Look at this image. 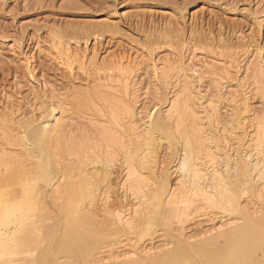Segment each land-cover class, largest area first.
Here are the masks:
<instances>
[{
    "label": "bare ground",
    "instance_id": "bare-ground-1",
    "mask_svg": "<svg viewBox=\"0 0 264 264\" xmlns=\"http://www.w3.org/2000/svg\"><path fill=\"white\" fill-rule=\"evenodd\" d=\"M124 57L96 68V87L75 96L80 108H108L88 119L93 135L69 134L73 119L60 100L21 126L1 120L9 147L0 149V264H264V115L249 131L252 105L235 96L222 124L219 96L202 93L198 108L201 91L194 96L181 67L186 81L167 97L169 108L154 102L138 119V82ZM166 66L154 65V74L169 77ZM253 71L264 98L261 54ZM179 150L172 169L164 155ZM152 206L167 236L157 248L139 242ZM217 216L228 222L185 232L193 218Z\"/></svg>",
    "mask_w": 264,
    "mask_h": 264
},
{
    "label": "rangeland",
    "instance_id": "rangeland-1",
    "mask_svg": "<svg viewBox=\"0 0 264 264\" xmlns=\"http://www.w3.org/2000/svg\"><path fill=\"white\" fill-rule=\"evenodd\" d=\"M260 54L264 60V0H0V149L9 147L3 143V118L10 116V124L19 126L38 117L48 102L58 100L66 102L65 114L73 119L69 134L93 135L95 129L88 119L107 115L108 108L104 104H100L101 111L90 105L80 108L75 96L96 87V68H106L124 56L138 82V119L154 102L161 101L164 110L169 108L173 91L186 81L185 68L191 73L188 80L196 90L194 96L201 91L195 96L198 108L202 110L203 94L207 99L219 96L222 124L233 117L232 99L245 95L254 113L243 123L252 130L255 117L264 115V98L253 71ZM69 59L74 65L71 71ZM164 64L170 68L169 77L154 74V65L161 68ZM16 120H20L18 125ZM228 139L235 147L234 140ZM180 154V150L165 153L170 168H175ZM251 206L260 207L254 196ZM51 208L58 214L53 203ZM155 216L152 206L139 242L157 248L167 236L153 223ZM217 217L214 223L195 217L185 232L199 234L229 219Z\"/></svg>",
    "mask_w": 264,
    "mask_h": 264
}]
</instances>
